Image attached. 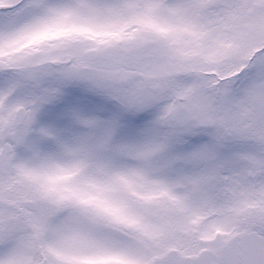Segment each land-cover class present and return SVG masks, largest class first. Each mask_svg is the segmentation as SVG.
I'll return each instance as SVG.
<instances>
[{
    "label": "snow or ice",
    "instance_id": "obj_1",
    "mask_svg": "<svg viewBox=\"0 0 264 264\" xmlns=\"http://www.w3.org/2000/svg\"><path fill=\"white\" fill-rule=\"evenodd\" d=\"M0 264H264V0H0Z\"/></svg>",
    "mask_w": 264,
    "mask_h": 264
}]
</instances>
